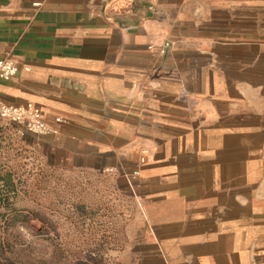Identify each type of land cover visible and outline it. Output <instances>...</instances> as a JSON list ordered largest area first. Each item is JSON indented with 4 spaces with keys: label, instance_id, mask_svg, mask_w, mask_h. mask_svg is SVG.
Masks as SVG:
<instances>
[{
    "label": "crops",
    "instance_id": "1",
    "mask_svg": "<svg viewBox=\"0 0 264 264\" xmlns=\"http://www.w3.org/2000/svg\"><path fill=\"white\" fill-rule=\"evenodd\" d=\"M4 57L46 154L135 192L121 264H264V0H0Z\"/></svg>",
    "mask_w": 264,
    "mask_h": 264
},
{
    "label": "rangeland",
    "instance_id": "2",
    "mask_svg": "<svg viewBox=\"0 0 264 264\" xmlns=\"http://www.w3.org/2000/svg\"><path fill=\"white\" fill-rule=\"evenodd\" d=\"M21 132L0 118V188L8 197L0 204V264H121L136 226L135 192L108 169L46 154Z\"/></svg>",
    "mask_w": 264,
    "mask_h": 264
},
{
    "label": "built area",
    "instance_id": "3",
    "mask_svg": "<svg viewBox=\"0 0 264 264\" xmlns=\"http://www.w3.org/2000/svg\"><path fill=\"white\" fill-rule=\"evenodd\" d=\"M168 45V43H165L159 49V53L163 54ZM148 48L154 49L152 45H149ZM17 72L18 66L14 61L7 57L0 59V80L9 81ZM0 118L15 125L20 131L31 135L43 136L57 132L55 127L50 126L43 119L40 109L30 104L20 107L0 101Z\"/></svg>",
    "mask_w": 264,
    "mask_h": 264
},
{
    "label": "trees",
    "instance_id": "4",
    "mask_svg": "<svg viewBox=\"0 0 264 264\" xmlns=\"http://www.w3.org/2000/svg\"><path fill=\"white\" fill-rule=\"evenodd\" d=\"M4 182H6L5 186L9 187L10 182L9 181H4ZM5 188H7V187H5ZM5 188H4V190H5ZM7 199H8V197H7L6 192H3V189L0 188V204H1V202L7 201Z\"/></svg>",
    "mask_w": 264,
    "mask_h": 264
}]
</instances>
